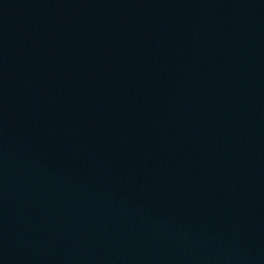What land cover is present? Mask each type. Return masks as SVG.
<instances>
[{
	"label": "water",
	"instance_id": "obj_1",
	"mask_svg": "<svg viewBox=\"0 0 264 264\" xmlns=\"http://www.w3.org/2000/svg\"><path fill=\"white\" fill-rule=\"evenodd\" d=\"M0 264H264V0H0Z\"/></svg>",
	"mask_w": 264,
	"mask_h": 264
}]
</instances>
